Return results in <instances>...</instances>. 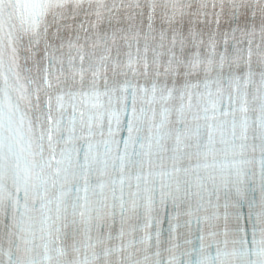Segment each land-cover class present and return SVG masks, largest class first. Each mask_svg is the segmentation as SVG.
Segmentation results:
<instances>
[{"label":"snow or ice","instance_id":"obj_1","mask_svg":"<svg viewBox=\"0 0 264 264\" xmlns=\"http://www.w3.org/2000/svg\"><path fill=\"white\" fill-rule=\"evenodd\" d=\"M0 264H264V0H0Z\"/></svg>","mask_w":264,"mask_h":264}]
</instances>
